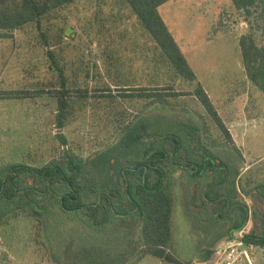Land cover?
I'll use <instances>...</instances> for the list:
<instances>
[{
  "label": "rangeland",
  "instance_id": "374dc122",
  "mask_svg": "<svg viewBox=\"0 0 264 264\" xmlns=\"http://www.w3.org/2000/svg\"><path fill=\"white\" fill-rule=\"evenodd\" d=\"M159 14L211 97L232 143L190 95L196 83L173 72L122 0H79L52 13L41 27L26 25L10 38H0V91L30 93L25 99L0 100V166L40 167L61 152L54 125L56 99L45 92L54 76L47 70L44 34L58 43L55 51L69 85L80 90L62 135L86 160L102 189L119 185L123 163L140 155L142 145L132 144L121 134L123 128L129 126L135 134L146 126L152 133L181 138L186 153L181 164L197 162L207 152L222 160L229 177L213 196L238 184L240 200L248 202L250 211L245 231L264 228V197L252 193L264 183V95L247 80L238 46L249 25L230 0H172ZM263 39L258 32L260 45ZM161 86L176 95L166 107L136 96L139 90L147 93ZM169 180L174 204L167 249L179 262L264 264V250L238 245L244 230L230 237L226 223L206 202L202 183H189L181 171H171ZM64 232L50 241L31 217L12 214L0 227V264H168L139 257L137 232L126 238L123 231L117 233L118 247L107 238L81 239L74 233L73 239ZM115 247L119 250L114 254L100 256ZM231 247L236 258L227 260Z\"/></svg>",
  "mask_w": 264,
  "mask_h": 264
},
{
  "label": "trees",
  "instance_id": "16d2710c",
  "mask_svg": "<svg viewBox=\"0 0 264 264\" xmlns=\"http://www.w3.org/2000/svg\"><path fill=\"white\" fill-rule=\"evenodd\" d=\"M77 1L0 0V38H10L14 31L26 25L41 27L45 18ZM171 1L122 0L149 34L173 72L185 81L196 83L190 95L222 137L232 143L231 135L208 92L197 82V76L186 56L159 14V8ZM230 2L235 11L243 14L250 28L248 33L238 39L245 76L264 95V39L261 45L257 41L258 32L264 36V0ZM41 39L47 70L54 76V82L45 92L56 99L54 125L58 130L56 136L61 152L40 167L25 163L0 166V227L7 217L23 213L39 224L46 239L55 242L58 233L64 231L72 238L75 233L81 239L103 237L112 242L119 240L117 233L121 231L125 233V238L137 232L142 243L140 258L149 256L168 264H182L167 249L172 238L174 204L168 177L171 171H181L186 174L189 183H202L206 202L213 208V213L226 223L230 237L244 230L250 211L248 202L240 200L242 191L239 185L234 184L225 194L213 196L228 180L229 172L225 163L214 159L207 152L202 153L197 162L188 160L181 164L180 159L186 158V153L181 138L175 134L152 133L146 126H141L133 134L130 132L131 127H124L121 134H127L132 144L142 145L140 155L137 159L123 163L119 185L102 189L98 178L88 170L86 160L68 147L61 132L69 117L72 100L80 90L75 91L69 85L65 69L55 51L58 43L49 42L44 34ZM141 92L146 91L139 90L136 96L149 99L152 104L161 107L169 105L170 98L176 96L162 86L147 93ZM28 97L30 93L27 92L0 91V100ZM214 142L211 140L209 144ZM252 193L264 197V183L253 189ZM245 195L251 199L248 194ZM240 242L264 250V228H252L241 235ZM55 244L58 250L59 246ZM116 246H119L118 242ZM117 247L106 250L100 256L114 254L119 250Z\"/></svg>",
  "mask_w": 264,
  "mask_h": 264
},
{
  "label": "built area",
  "instance_id": "2783aa9c",
  "mask_svg": "<svg viewBox=\"0 0 264 264\" xmlns=\"http://www.w3.org/2000/svg\"><path fill=\"white\" fill-rule=\"evenodd\" d=\"M241 244H242L241 242L238 243V245H241ZM235 253H236V249H235L234 247H231L229 253L227 254L226 259H227V260L235 259V258H236V257H235ZM245 256H246V255H245Z\"/></svg>",
  "mask_w": 264,
  "mask_h": 264
},
{
  "label": "crops",
  "instance_id": "0c3cea01",
  "mask_svg": "<svg viewBox=\"0 0 264 264\" xmlns=\"http://www.w3.org/2000/svg\"><path fill=\"white\" fill-rule=\"evenodd\" d=\"M167 4H168V3H167ZM163 6L165 7V6H166V4H165V5H163ZM163 6H162V7H163ZM173 37L175 38V36H174V35H173ZM175 39H176V38H175ZM210 98H211V97H210ZM221 118H222V117H221ZM228 131H229V130H228ZM246 227H247V226H246ZM246 227L244 228V231H243L244 233H248V231H245V230H246ZM239 234H241V233H239Z\"/></svg>",
  "mask_w": 264,
  "mask_h": 264
}]
</instances>
